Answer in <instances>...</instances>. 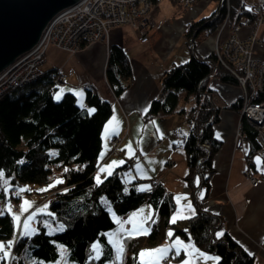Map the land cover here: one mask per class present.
I'll return each instance as SVG.
<instances>
[{
	"label": "trees",
	"instance_id": "trees-1",
	"mask_svg": "<svg viewBox=\"0 0 264 264\" xmlns=\"http://www.w3.org/2000/svg\"><path fill=\"white\" fill-rule=\"evenodd\" d=\"M171 1L176 15L183 14L188 8L181 0ZM212 1L217 5L208 15L187 24L182 33L186 44L198 31L190 42L189 57L163 72L159 95L150 102L144 115L146 120L159 115L185 116L189 124V131L182 139L187 167L185 180L192 193L195 192L196 213L180 223V228L179 223L177 226L169 223L173 203L163 187L150 181L140 190L138 186L143 181L124 183L121 173L126 164L97 182L95 171L102 150L101 132L111 116V105L89 87L84 88V106L77 104L71 92H64L55 100L54 92L59 87L54 83L59 73L49 70L0 102V170L10 189H24L21 194H34L46 200L45 211L38 216L36 231L31 235L18 237L12 216L6 212L0 215V242L8 245L11 240L15 241L10 249L13 252L10 264H38L28 263L25 258L53 262L58 257L57 245L67 249L68 260L73 264H140V251L158 246L167 237L166 231L170 227L174 228L172 235L182 236L201 252L216 256L217 261L213 264H254L253 257L227 233L216 236L222 221L213 212L205 211L198 199L202 188V199L206 195L209 175L213 171L212 159L220 147L213 135L218 113L221 109L239 112L242 99L238 97L221 108L214 106L209 98L212 92L209 80L238 86L237 71L229 61L216 54L221 53L220 47L218 52L214 50L204 57L197 54L196 48L225 18L233 32L238 26H254L258 21H264V15L261 7L259 12L254 11L256 0H228V7L223 3L221 8V0ZM153 2L156 4L157 0ZM216 14L217 18L208 22ZM87 43H81L79 48ZM104 75L115 97L131 85L129 58L116 45L108 48ZM180 91L184 92L183 101L190 103L188 110L176 109ZM254 102L264 103V72L262 87ZM91 109L94 111L90 112ZM240 129L252 145L248 154V169L252 174V157L259 148L256 133L244 117H241ZM262 161L264 163V156ZM197 166L199 187L190 183L191 176L197 173ZM149 187L153 189L146 193ZM20 197L11 192L7 194L3 186L0 187V201L10 200L17 206ZM147 204L153 211L148 231L123 238L121 259H116L106 237L116 228L111 212L121 218ZM41 217L62 225L63 230L48 234ZM95 244H98V252L94 250ZM7 260L0 259V264H6Z\"/></svg>",
	"mask_w": 264,
	"mask_h": 264
},
{
	"label": "crops",
	"instance_id": "crops-1",
	"mask_svg": "<svg viewBox=\"0 0 264 264\" xmlns=\"http://www.w3.org/2000/svg\"><path fill=\"white\" fill-rule=\"evenodd\" d=\"M211 3L212 0H197L183 14L176 15L171 0H157L146 42L140 41L137 29L119 25L109 29L103 40L89 42L75 52L49 47L42 68L40 66L43 73L51 70L52 73L57 71L62 74L64 79L58 91L61 94L73 93L80 101V106L85 104V87L91 88L102 101L111 105V116L101 132L102 150L95 178L102 179L109 171L126 164L121 180L126 176L128 183L144 179L158 182L173 203L169 216V223L172 224L183 223L196 213L195 192L192 193L185 180L187 167L182 147V139L189 131V124L183 114L159 115L149 120L144 119V115L150 102L159 95L163 72L173 64L185 62L189 57V45L182 37L187 24L208 15L203 13ZM262 12L264 15V10ZM231 27L229 23H223L198 44L197 54L204 57L214 51L216 46L223 47ZM233 32L240 39H246L255 32L253 35L257 43L252 45L254 55L262 58L264 21L256 26H238ZM111 45L120 47L127 54L132 74L130 87L118 97L114 96L104 75L107 52ZM208 85L212 92H216V97L211 94L210 98L216 107L228 105L240 95L238 86L222 84L216 79L209 80ZM189 107L190 103L184 102L181 109L188 110ZM240 121L238 112L221 109L218 113L213 135L220 142V147L212 159L213 171L209 175L208 189L201 199V205L205 211L220 217L222 226L216 231L217 237H220L218 233H227L243 251L253 257L254 264H264V182L251 183L245 177L252 145L247 139L238 137ZM111 137L120 140L119 153L111 151ZM262 156L256 151L252 157V174L255 177L264 175ZM199 182L198 174H193L190 179L192 186L199 187ZM138 188L141 190L144 185ZM21 198L27 211H23L20 218L26 221L29 217L25 214L31 207H39L40 202H30L28 207L24 202L30 200H24L25 196ZM152 212L147 204L137 207L125 217L112 215L116 228L107 234L115 235L121 246L123 238L148 231ZM28 226L30 230L31 223ZM173 230L170 227L166 231L167 237L158 246L140 251V264H213L217 261L216 256L201 252L192 241L172 235ZM30 233H34V230ZM162 248H168L169 251L161 259L156 250Z\"/></svg>",
	"mask_w": 264,
	"mask_h": 264
},
{
	"label": "built area",
	"instance_id": "built-area-1",
	"mask_svg": "<svg viewBox=\"0 0 264 264\" xmlns=\"http://www.w3.org/2000/svg\"><path fill=\"white\" fill-rule=\"evenodd\" d=\"M196 1L181 0V3L184 7H189ZM261 3H264V0H257L254 8L256 11H259ZM153 5V0H78L58 10L46 22L35 44L0 71V102L16 89L42 76L40 66L50 45L73 52L78 50L83 42L103 40L109 29L119 25H129L137 29L140 41L146 42L147 30L155 10ZM226 5L228 7V0ZM223 23H227V18ZM254 38L252 36L240 39L231 32L220 49L221 53L216 54L219 58L229 61L237 71L242 99L238 113L256 132V138L260 142L258 152L264 156V103L254 102L262 87L264 60L253 56ZM217 50L218 48L215 49ZM62 83L61 74L55 79L54 85L60 87ZM240 130L239 128L237 134L242 138ZM109 145L113 153H119L118 138H110ZM246 178L251 183L257 180L250 172H247ZM152 189L149 187L145 192L150 193Z\"/></svg>",
	"mask_w": 264,
	"mask_h": 264
},
{
	"label": "water",
	"instance_id": "water-1",
	"mask_svg": "<svg viewBox=\"0 0 264 264\" xmlns=\"http://www.w3.org/2000/svg\"><path fill=\"white\" fill-rule=\"evenodd\" d=\"M78 0H0V71L37 41L46 22ZM224 0L220 1L221 8ZM217 18L214 15L208 22ZM198 32V31H197ZM192 35L191 40L197 34ZM198 166L196 172H198Z\"/></svg>",
	"mask_w": 264,
	"mask_h": 264
},
{
	"label": "rangeland",
	"instance_id": "rangeland-1",
	"mask_svg": "<svg viewBox=\"0 0 264 264\" xmlns=\"http://www.w3.org/2000/svg\"><path fill=\"white\" fill-rule=\"evenodd\" d=\"M256 2H257V0H256ZM224 3L226 4V0L224 1ZM228 3H229V1H228ZM217 5V3H216V1H212V3H211V5H210V7L208 8V10H206L204 13H203V15H206V14H208V13H210L214 8H215V6ZM154 7H156V4H154L153 5ZM260 7H261V10H264V3H261V5H260ZM254 11H256L255 9H254ZM259 11H260V9H259ZM259 11H256V12H259ZM154 12H155V10H154ZM154 12H153V16H154ZM178 13H181V11L180 12H178ZM260 22H263V20H260V21H258L257 22V24L258 23H260ZM223 24V22H221V23H217V25H216V28L213 30V32H215L216 31V29L218 28V27H220L221 25ZM226 24V23H225ZM256 24V25H257ZM256 25H254V26H256ZM231 32H232V29H231ZM255 32H253L252 34H251V36L250 37H252L253 36V38L255 37L253 34H254ZM254 40H256L255 38H254ZM254 43H257V41H254ZM216 48H218L217 46H216ZM215 48V49H216ZM222 48V47H221ZM220 48V49H221ZM188 52H189V50H188ZM253 56L254 57H256L255 55H254V51H253ZM258 58V57H257ZM41 68H42V66H41ZM58 75H61V74H58ZM63 76V75H62ZM63 79H64V76H63ZM238 89L240 90L241 89V86H239V84H238ZM61 93L58 91V89L57 90H55V92H54V99L55 100H58L57 99V96L59 95V97H61L62 96V94L60 95ZM211 94L213 95V97H216V92H211ZM179 99H178V102H177V105H176V109L178 110H180L182 107H183V105H184V101H183V99H182V97H183V95H184V92L183 91H180L179 92ZM118 97V96H117ZM239 97L241 98V95H239ZM77 101V104H81L80 103V101L77 99L76 100ZM239 114V113H238ZM238 135V134H237ZM248 169V168H247ZM124 170V169H123ZM125 171V170H124ZM128 171L129 170H127V173H128ZM122 174V173H121ZM129 176V175H128ZM200 176V175H199ZM247 179V178H246ZM4 180H6V178H5V176H4ZM122 180H123V182H125V183H128V179H127V177L126 176H123V178H122ZM131 180H133V179H131ZM248 180V179H247ZM249 181V180H248ZM256 181H261V182H264V175H262L261 177H257V180ZM255 181V182H256ZM148 182V180H146V179H144L143 180V182L142 183H139L141 186L142 185H145L146 183ZM1 186H3V181H0V187ZM200 186V185H199ZM8 187V190L6 191V193L8 194V192H11V194H14V195H16V196H25V198H24V200L25 199H28V200H30V201H27L28 203H30V202H34V201H36V202H40V204H39V207H31V209L27 212V214H25V215H27V217H32V219H30V220H24L23 218H20L21 217V215H22V213H23V211H21V209H22V206H23V204H22V198L20 197V200H21V204H20V202H19V204L17 205V206H14V204H13V202H11L10 200H6V201H0V215L1 214H3V213H8V214H10L11 216H12V218H13V220H15L14 219V217H16V216H18L19 217V221L17 222V220H15V230H17L18 229V234H17V236L19 237L20 235H25L24 233H23V231H26V230H24L25 229V227H24V225H25V223H27V224H29V223H31V226H30V232L31 231H33L34 230V232L36 231V229H35V224H36V222H37V220H38V216L40 217V215L41 214H43V211H45V209L43 208L45 205H46V200H43L42 198H38V196H36V195H34V194H31V195H23V193L21 194V192L19 191V189L18 188H12V189H10V186L8 185L7 186ZM18 193V194H17ZM203 193H204V189L202 188V190L199 192V195H198V199L200 200V199H202V195H203ZM42 203V204H41ZM111 212V211H110ZM111 215H113L112 214V212H111ZM114 216V215H113ZM41 219V221H42V223H43V225L45 226V228L47 229L46 231H47V233L48 234H52V233H55V232H60V231H62L63 230V227H62V225H60V224H58V223H50L48 220H46L45 218H43V217H41L40 218ZM31 221V222H30ZM181 222H179V225H178V223L176 224V226L178 225V228H180V226H181V224H180ZM29 227V226H28ZM221 228V227H220ZM219 228V229H220ZM218 229V230H219ZM217 230V231H218ZM33 234V233H32ZM107 236H108V242L110 243V245H111V247H113V249H114V252H115V258L116 259H121L120 258V256H121V251H119L118 252V249H120V248H122L121 246H120V243H119V239H117V237L115 236V235H111V234H107ZM14 240H11V247H12V245L14 244ZM0 244H3V243H1L0 242ZM5 245V244H4ZM95 246H98V244H95ZM11 247L10 248H6V250L7 251H9L10 252V249H11ZM57 250H58V257L53 261V262H45V261H35L34 259H29V258H25V261L26 262H28V263H32V262H37L38 264H73L70 260H68V257H67V255H68V251H67V249L64 247V246H62V245H57ZM99 251V248H98V250H97V252ZM13 253V252H12ZM12 253L10 252V254L12 255ZM2 255V253H0V256ZM11 255L7 258L8 260L6 261V264H10V262H9V258H11ZM23 255H25L26 256V254H23ZM169 261H170V258H169ZM165 263H166V261H165ZM107 264H110V263H107Z\"/></svg>",
	"mask_w": 264,
	"mask_h": 264
},
{
	"label": "snow or ice",
	"instance_id": "snow-or-ice-1",
	"mask_svg": "<svg viewBox=\"0 0 264 264\" xmlns=\"http://www.w3.org/2000/svg\"><path fill=\"white\" fill-rule=\"evenodd\" d=\"M59 98L60 97L58 95L57 99H59ZM89 111L90 112L94 111V109H91ZM115 163L116 162H113V164H115ZM109 167H111V166H109ZM101 171H107V169H101ZM109 175H111L110 171H109ZM0 181H3V188H4L5 191H7L8 190V187H7L8 186V181L4 180V173H3L2 170H0ZM62 182L63 181H57V183H62ZM97 182H99V177H97ZM19 191L22 192V191H25V190L24 189H19ZM24 204L27 205L28 207H30V205L28 204L27 201H25ZM21 211H27V207L22 206ZM14 219L17 220V222L19 221V217L18 216L14 217ZM30 219H32V217H29V220ZM24 227H25V230H26L24 234L25 235L31 234L30 230L28 229V224L27 223H25ZM169 235H171V233H169ZM217 235L218 236H222L223 233H218ZM177 243H179V241H177ZM10 247H11V243H9L8 245L0 244V253L3 254L2 256H0V259H6V258H8L11 255L10 252L6 250V248H10ZM189 247H191V246H189ZM94 250H98V246H94ZM119 251H122V248L118 249V252ZM168 251H169L168 248H162V249H157L156 253L159 254L160 258L162 259V258H164V253H167ZM177 254H179V248L177 249ZM141 255H144V254L142 253ZM185 264H188V262H185Z\"/></svg>",
	"mask_w": 264,
	"mask_h": 264
},
{
	"label": "bare ground",
	"instance_id": "bare-ground-1",
	"mask_svg": "<svg viewBox=\"0 0 264 264\" xmlns=\"http://www.w3.org/2000/svg\"><path fill=\"white\" fill-rule=\"evenodd\" d=\"M40 34H41V32H40ZM40 34H39V36H40ZM107 37V36H106ZM105 37V38H106ZM39 38V37H38ZM93 42H97V41H93ZM51 46H54V45H50L49 47H51ZM48 47V48H49ZM55 47V46H54ZM48 48H47V50H48ZM77 51V50H76ZM69 52V51H68ZM73 52H75V51H73ZM46 54V53H45ZM44 59H45V56H44ZM211 80V79H210ZM209 98H211V94H210V96H209ZM239 132V131H238ZM240 133H241V135H242V139H244L245 138V135H244V133L240 130ZM256 133V132H255ZM256 140H257V142H258V145L260 144V142L258 141V138H256ZM259 147H260V145H259ZM258 150H259V148H258ZM258 150H257V153L258 154H260V155H263V154H261V153H259L258 152ZM247 172H249V169H246V172H245V177H246V174H247Z\"/></svg>",
	"mask_w": 264,
	"mask_h": 264
}]
</instances>
